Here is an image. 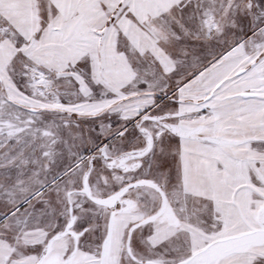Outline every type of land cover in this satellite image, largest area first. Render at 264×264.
Here are the masks:
<instances>
[{
    "label": "snow or ice",
    "instance_id": "6c2138e0",
    "mask_svg": "<svg viewBox=\"0 0 264 264\" xmlns=\"http://www.w3.org/2000/svg\"><path fill=\"white\" fill-rule=\"evenodd\" d=\"M0 264H264V0H0Z\"/></svg>",
    "mask_w": 264,
    "mask_h": 264
}]
</instances>
